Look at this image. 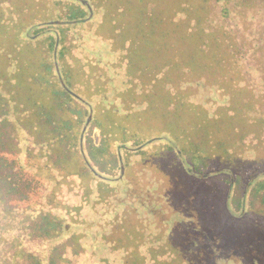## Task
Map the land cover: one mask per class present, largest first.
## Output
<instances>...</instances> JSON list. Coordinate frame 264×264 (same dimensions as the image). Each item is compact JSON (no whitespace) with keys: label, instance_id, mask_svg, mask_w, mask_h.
I'll list each match as a JSON object with an SVG mask.
<instances>
[{"label":"rangeland","instance_id":"374dc122","mask_svg":"<svg viewBox=\"0 0 264 264\" xmlns=\"http://www.w3.org/2000/svg\"><path fill=\"white\" fill-rule=\"evenodd\" d=\"M262 2L264 0L256 3L255 0H0V65L9 63L16 69L33 64L32 73L40 75L39 83L45 88L51 76L40 74V69L45 72L50 66L49 54L60 50L63 59L57 62V78L67 90L72 91L78 83L79 89L87 91L94 86L102 95L108 86V91L103 92L108 95L105 100L97 95L99 106L92 114L99 119V132L106 133L103 134L107 137L104 145L123 140L124 148H128L148 134L150 122H147V116L141 115L142 109H132L126 104L139 103L145 99L142 95L152 94L146 89L148 83L155 82L153 88L161 92L164 86L176 82V76L171 77L169 72L177 63L176 58L178 62L184 60L180 48L198 47L205 51V72H194V78L188 79L192 84L196 80L209 83V78L214 76L215 79L248 81L256 90L264 92ZM223 9H227V17L222 15ZM167 15L173 16L172 21L192 20V24L188 21L187 27L165 39L161 27ZM70 17L83 19L71 24ZM198 18L202 19L200 25L194 20ZM24 35L29 37L28 41L22 37ZM237 48L244 54L242 62L241 54H230L232 50L238 52ZM168 53L176 54L175 61L172 57L167 58ZM94 58L119 65L120 71L116 70L112 85L101 77L104 67ZM163 59L166 61H161ZM163 69L167 70L158 76ZM185 70L182 67L178 74ZM166 72L168 76H165ZM160 77L164 79L161 81ZM185 79L176 83L184 84ZM74 81L76 83H72ZM132 91H135L134 95ZM63 98L67 100L65 94ZM38 99L44 103L43 98ZM72 106L75 111L80 108V105ZM130 110L136 112L130 114ZM98 112L109 116L102 117ZM258 115L264 117L263 113ZM131 117H139L142 122L126 123ZM110 119L114 123L107 121ZM255 122L257 187L264 184V122L260 118ZM245 142L240 143L251 155ZM111 147L108 148L112 152ZM241 147L237 143L238 154ZM84 153L88 158L86 148ZM124 153L119 149L122 162ZM171 159L170 153L163 152L158 160H152L158 170L167 172L159 171V177L150 180L147 190L130 184L132 187L125 193L118 194L112 186H102L101 202L96 203L98 199L94 198L90 214L75 217L80 220L79 230L87 239L85 256L92 254L95 261L97 254L102 258L122 257L121 251L130 247L132 256H139L146 264H264V207L255 210V219L251 217L254 210L246 199L235 208L234 194L238 183L229 193L214 186L195 191L193 183L184 176L185 187L174 188L173 180L181 178ZM182 159L177 160L184 164ZM83 162L87 169L82 162L77 164L89 174L92 161L85 159ZM234 162L232 165L238 166ZM119 180L129 182L125 175L123 178L120 175ZM260 191L261 196L264 195V187ZM196 195L214 202V209L195 202ZM121 231L131 237L126 238L130 244L124 245V238L117 235ZM31 247L35 249L34 245Z\"/></svg>","mask_w":264,"mask_h":264},{"label":"trees","instance_id":"16d2710c","mask_svg":"<svg viewBox=\"0 0 264 264\" xmlns=\"http://www.w3.org/2000/svg\"><path fill=\"white\" fill-rule=\"evenodd\" d=\"M227 14V9H223L222 15L227 17ZM171 17L167 15L165 21V15L163 19L161 34L165 39L187 27L188 21L192 24V20L179 23L170 20ZM185 17L189 16L185 14ZM80 19L83 17H70L69 21L74 24ZM194 20L198 25L202 22L201 18ZM22 37L29 39L27 35ZM179 52L184 60L178 62L176 58L177 63L173 64L169 75H175L176 82L186 77L184 84L173 81L157 92L153 88L155 82L148 83L146 89L152 94L142 95L145 99L139 103L126 104L132 109H142L141 115L147 116L150 122L148 134L128 148H124L123 140L104 145L107 137L103 134L106 133L99 132V119L92 114L99 106L97 95L105 100L108 95L103 92L108 91V86L102 95L94 86L87 91L79 89L75 81L72 83H76V88L67 90L57 78V62L63 59L60 50L49 54L50 66L45 72L40 69V74L51 76L45 88L39 83L40 75L32 73L33 64L16 69L9 63L0 65L3 69L0 71V264H146L139 256H132L130 247L121 251L123 258H102L97 254L95 261L92 254L86 257L87 239L79 230L80 220L75 217L90 214L94 198L98 199L96 203L101 202L102 186H112L118 194L125 193L132 187L130 184L147 190L150 180L159 177V171L167 172L158 170L152 163L163 152L170 153L177 176L181 178L173 180L174 188L185 187L184 176L193 183L195 191L214 186L229 193L238 183L234 206L238 208L246 199L254 210L251 217L255 219V210L264 207V195L261 196L260 191L264 184L255 186V143L258 142H255V120L260 118L264 122V117L258 115L264 114V92L256 90L248 81L215 79L214 76L209 78V83L196 80L192 84L188 79L194 78V72H205V51L196 47L180 48ZM233 53L241 54L240 62L245 58L239 49L230 52ZM175 56L168 53L167 58L175 61ZM98 61L105 70L100 73L101 77L112 85L116 70L120 71L119 65ZM182 67L186 70L178 74ZM153 96L155 98H150ZM38 98L44 99L45 106ZM72 105H80L79 110L75 111ZM135 112L129 111L130 114ZM107 121L114 123L111 119ZM129 122L140 123L142 119L131 117L126 120ZM244 140L251 155L240 143ZM221 143L226 146L223 148ZM237 143L242 146L240 154L236 150ZM119 149L125 151L123 162ZM182 157L184 164L177 160ZM85 159L92 161L89 174L77 164L82 162L87 169ZM67 160L73 163H66ZM233 160L238 166L232 165ZM120 175L122 178L125 175L129 182H121ZM194 201L205 203L209 209L215 207L214 202L206 201L203 196L196 195ZM117 235L124 238V245L130 244L126 240L131 238L129 235H124L123 231ZM89 242L94 243L92 239Z\"/></svg>","mask_w":264,"mask_h":264}]
</instances>
